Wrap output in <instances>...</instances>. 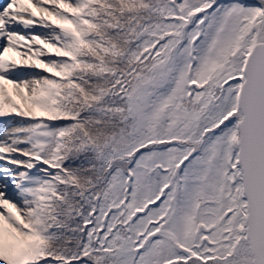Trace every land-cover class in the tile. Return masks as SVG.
<instances>
[{"label": "snow or ice", "instance_id": "6c2138e0", "mask_svg": "<svg viewBox=\"0 0 264 264\" xmlns=\"http://www.w3.org/2000/svg\"><path fill=\"white\" fill-rule=\"evenodd\" d=\"M0 264H264V0H0Z\"/></svg>", "mask_w": 264, "mask_h": 264}]
</instances>
